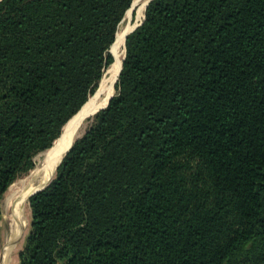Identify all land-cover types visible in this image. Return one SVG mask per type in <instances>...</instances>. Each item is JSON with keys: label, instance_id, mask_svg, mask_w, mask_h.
I'll list each match as a JSON object with an SVG mask.
<instances>
[{"label": "trees", "instance_id": "trees-1", "mask_svg": "<svg viewBox=\"0 0 264 264\" xmlns=\"http://www.w3.org/2000/svg\"><path fill=\"white\" fill-rule=\"evenodd\" d=\"M131 2L0 0V201L96 91ZM114 89L28 196L17 264H264V0H151Z\"/></svg>", "mask_w": 264, "mask_h": 264}, {"label": "rangeland", "instance_id": "rangeland-1", "mask_svg": "<svg viewBox=\"0 0 264 264\" xmlns=\"http://www.w3.org/2000/svg\"><path fill=\"white\" fill-rule=\"evenodd\" d=\"M146 1L147 0H132L131 3L133 4V6L129 8L128 12L126 11L127 13L125 12L123 18L121 19V21L118 24L117 29H119V30L118 31L116 30L118 33H117L116 41H115L113 48H112V51L114 53L113 56H115L114 61L105 70V73H104L105 75H103L104 76L103 79L99 82V85L97 86L96 91L93 92L94 94L88 98V100H87L88 102L86 101L87 104H89L92 109L102 106L111 95L113 96L115 94L114 84H115V80H116L117 75H116V77L112 83V87L110 88L107 85L108 87L106 86V89H108V90L105 89V90H102L100 92V88L102 86V81H104V79L108 76V72L110 70V67L116 61L117 55H119L122 52L120 42H118L119 36H121L125 33L127 34L136 24H138L142 20L144 5H145ZM108 51L110 53V48ZM110 55H111V53H110ZM111 57H112V55H111ZM94 95L96 97L95 100H93V98H91ZM77 113L78 112H76V114ZM76 114H74V115H76ZM93 116L94 115L89 116L81 125H78L79 126V127H77L78 129L74 132L75 135L73 134V136H72L73 140L80 138L86 132V130L88 129L89 125L92 122L91 118ZM72 117L62 127L60 135L61 134H63V135L59 138V140H57L58 139L57 138L56 139L57 141L55 140L56 142H59L61 140V138H63L64 136L69 134L68 133L69 128H68L67 124L69 123L70 120L72 121V119H73ZM71 121H70V123H71ZM55 141L51 144L49 149H47L41 153L36 154L32 158V163H33L32 169L29 170L27 173L23 174L22 176H20L18 179H16L9 186V188L6 190V192L4 193V195L0 201V205L2 206V216L4 217V219L6 218V220L3 219V221H2L4 224L3 228L5 230L4 231L5 232V238L0 243V257H1V250H2V248L6 242L5 240H6L7 233H8V236H7L8 237V245L10 248L13 245V248L11 250H9V247H6V250H4V251L8 250L7 251L8 252L7 264H17V254L22 248L24 238H25L27 231H28L29 220H30V212H29L27 199H26L24 206H22L23 209L21 210V213H20L19 224H18V236L16 237L15 242L13 243L10 223L13 222L15 213L18 210V205H19L18 201L19 200L16 197L11 198V196L13 193L18 192V191L20 192L22 189L29 187L31 176L34 173H37L36 182L39 180H42L43 177L45 178L46 173L48 172L49 168H51V166H52L51 160L49 159V156H50L49 154L52 151V149L54 148V144L56 143ZM71 142H72V140L70 141V143ZM19 227H20V231H19ZM2 263L3 262H0V264H2Z\"/></svg>", "mask_w": 264, "mask_h": 264}, {"label": "bare ground", "instance_id": "bare-ground-1", "mask_svg": "<svg viewBox=\"0 0 264 264\" xmlns=\"http://www.w3.org/2000/svg\"><path fill=\"white\" fill-rule=\"evenodd\" d=\"M125 34L119 36V39H118L119 41L118 42H120V46L122 48V52L119 55H117L116 61L110 67V70L108 72V76L104 79V81H102V86L100 88V92L102 90H105L107 85L110 88L112 87V83H113V81H114V79H115V77H116V75L118 73V70H119L120 64H121V60H122V57H123V47H124ZM106 90H108V89H106ZM91 98H93V100L96 99L95 95L93 97H91ZM87 102L82 106L81 110L78 111V113L75 116L72 117L73 118L72 121L70 120L71 123L69 121L70 124L69 123L67 124L68 128H69V131H68L69 134L64 136L63 138H61V140L59 142H56L54 144V148L52 149V151L49 154L50 155L49 159L51 160L52 166H51V168H49L48 172L46 173L45 178L43 177L42 180H39V181L36 182L37 173H34L31 176V179H30V186L25 188V189H22L19 192L20 193V196H19L20 197L19 198V206L20 207H22L24 205L25 200L27 199V196H28V194L30 192H33L35 190L40 189L41 187L46 185L50 181V179L52 178V176L54 174L53 171L55 169V166L57 165V163L61 159L63 152L67 149L70 141L72 140V136H73L74 132L78 129L77 127H79L77 125L79 123L80 114H85V113H87V112L92 110V108L90 107L89 104H87ZM105 104H106V102L102 106H104ZM102 106H100V107H102Z\"/></svg>", "mask_w": 264, "mask_h": 264}, {"label": "crops", "instance_id": "crops-1", "mask_svg": "<svg viewBox=\"0 0 264 264\" xmlns=\"http://www.w3.org/2000/svg\"><path fill=\"white\" fill-rule=\"evenodd\" d=\"M9 188V187H8ZM20 196V193L19 191L18 192H15L12 194L11 198H14L16 197L18 200H19V197ZM4 201V200H3ZM19 202V201H18ZM24 206V205H23ZM18 205V210L17 212L15 213V216H14V220L12 223H10V228H11V233H12V239H13V243L15 242V239L16 237L18 236V224H19V218H20V213H21V210L23 209V207H20ZM5 210V209H4ZM3 219L4 217L2 216V206L0 205V243L4 240L5 238V230L3 228ZM6 220V218L4 219ZM7 222V221H6ZM19 231H20V227H19ZM8 233L6 235V242H5V245L3 246L2 250H1V257H0V262H3L2 264H7V259H8V250L7 251H4L6 250V247H9L8 245ZM13 248V245L11 246V248L9 247V250H11Z\"/></svg>", "mask_w": 264, "mask_h": 264}, {"label": "water", "instance_id": "water-1", "mask_svg": "<svg viewBox=\"0 0 264 264\" xmlns=\"http://www.w3.org/2000/svg\"><path fill=\"white\" fill-rule=\"evenodd\" d=\"M150 1H151V0H147V1H146L145 5H144V10H145V8H146L148 2H150ZM132 6H133V4L131 3L130 7H132ZM143 12H144V11H143ZM142 20H143V17H142ZM142 20H141L138 24H136V25H135V26H134V27H133V28H132V29H131L126 35H125V37H126L129 33H131L136 27H138V26L141 24ZM125 37H124V40H125ZM123 58H124V47H123V57H122L121 63H122V61H123ZM120 68H121V64H120ZM120 68H119V70H118V73H119V71H120ZM118 73H117V76H118ZM116 79H117V77H116ZM115 82H116V80H115ZM111 97H112V95L107 99L106 104H105L104 106H102V107H98V108H94V109H92L91 111H89V112H87V113H85V114H80L78 125H79V124L81 125V124H82V123H83V122H84L89 116L94 115V114H96L98 111L104 109V108L106 107V105L108 104V102H109V100H110ZM82 106H83V105H82ZM82 106L79 108L78 111L81 110ZM78 111H77V112H78ZM78 125H77V126H78ZM59 136H60V134H59ZM57 138H58V137H57ZM74 141H75V140L72 139V142L69 144L68 148L63 152L61 159H62L63 156L67 153V151L69 150V148L71 147V145H72V143H73ZM61 159L59 160V162H58L57 165L55 166V169H56L57 166L59 165ZM55 169H54L53 172H55ZM50 180H51V179H50ZM48 183H49V182H48ZM48 183H47V184H48ZM47 184H46V185H47ZM46 185H44L43 187H41V188L38 189V190H35V191L31 192L28 196H30L31 194H34V193H37V192L41 191L44 187H46ZM28 196H27V198H28Z\"/></svg>", "mask_w": 264, "mask_h": 264}]
</instances>
